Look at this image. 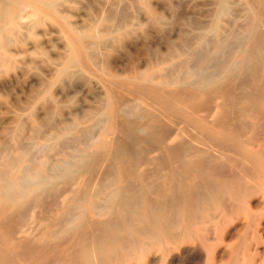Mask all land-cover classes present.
Returning <instances> with one entry per match:
<instances>
[{"label": "bare ground", "instance_id": "1", "mask_svg": "<svg viewBox=\"0 0 264 264\" xmlns=\"http://www.w3.org/2000/svg\"><path fill=\"white\" fill-rule=\"evenodd\" d=\"M124 1L111 19L97 10L80 25L69 15L74 0H0V43L47 21L65 47L55 78L96 79L104 89L101 106L85 112L91 125L66 121L57 131L60 139L88 141L80 152L49 161L46 144L18 139L7 148L0 264H264V0H239L243 22L233 27L232 19L226 31L221 19L236 4L212 1L204 31L122 75L103 61L114 47L144 37L129 3L158 24L167 20L151 0ZM167 55L172 63L160 67Z\"/></svg>", "mask_w": 264, "mask_h": 264}, {"label": "rangeland", "instance_id": "2", "mask_svg": "<svg viewBox=\"0 0 264 264\" xmlns=\"http://www.w3.org/2000/svg\"><path fill=\"white\" fill-rule=\"evenodd\" d=\"M74 1H75V3L72 0L73 4H70V5L72 8L75 7L76 9L74 8L72 10V8H71L72 12H70L69 15L71 16L70 19L73 18L72 19L73 22L74 21L77 23L79 22L80 25H82L83 23L84 24L87 23V21H89L90 17H92V18L96 17L95 13L97 15V12L102 18L105 14L107 19L109 16H111V17H109V19H111L113 16L116 15V13H118V11H116V10H118L117 9L118 7H120V9H121L123 6H125L124 0H117V2H116V0H99L100 2L98 0L97 1L95 0L96 2L94 0H77V2H78L77 4H76V0H74ZM92 1H94V2H92ZM103 1L104 2L106 1V2L104 3ZM209 1L210 0H188V1L187 0H151L150 4L152 5V8L156 12H158V13L161 12V14L165 15L164 21L167 19L166 22H162L160 24L151 20L150 15L148 13L143 12L140 14V12H139L140 8L135 9L137 5L140 6V3H137V1H135L136 2V3H134V4H136L135 7L132 4L133 2L129 3L131 5L130 6L128 5V6L131 8H128L127 11L131 10L129 12V15L132 13V16L135 15L136 17L135 16H133V17H135L138 22H140V23L142 22L141 24L143 25V29L145 32V33H143L144 37L141 36V38L139 37L138 39L134 40L135 43L132 41V42L128 43V45H126L127 43H125V44L118 46L116 48L114 47L112 50L109 51L110 54L109 53L107 54V55H111L110 58H109V56L105 55V57H104L105 59L103 61V64L107 62L106 64H107L108 68L110 69V71L115 72V73H119L122 75L128 68L129 69L131 68L130 70H133V69L135 70V68H136L135 65H137V67H138V68H136V70L146 69L147 68L146 66L148 64L150 57H154L155 55L159 54V51H160V53H166L168 50H170L174 46L179 45L183 35L187 34L189 36H191V35L193 36V34H195L196 32L204 31V29L207 28V27H205V25L207 23H210L209 21H210L211 16L209 14H211V12H212V7H213L212 1H214V0H211L210 2ZM122 2H123V4H122ZM235 2L236 3H234V0H233V4H236V5H233L234 6L233 11H231L232 10V8H231L230 11L225 16L222 17L223 20L221 19L220 24L223 25V28L225 27L224 31H226V29L231 28L230 24H231L232 19H233V21H232L233 27H235L237 24L241 25V23L243 22L244 10H243V8L242 9L240 8V7H243V6H241L242 3L239 0H237ZM209 3H210V5H209ZM99 4H101V5H99ZM90 5L92 6L91 8L88 7ZM94 5H97V6H94ZM100 6H103V8L101 7L102 9H100ZM132 6H133V8H132ZM139 6H137V7H139ZM81 7L82 8L84 7V8L82 9ZM78 8L80 10H78ZM92 8L96 9L94 13H93L94 9H92ZM235 8L239 9V11ZM234 9L237 10V13L238 12H240V13L237 14L234 11ZM241 10H243V11H241ZM75 11H77V12H75ZM103 11H104V13H103ZM115 11H116V13H114ZM134 11L135 12L138 11V12L135 14ZM73 12L75 14L76 13L77 14L75 15ZM87 12H89V13H87ZM207 13H208V15H207ZM235 13L237 14V15H235L236 19H235V16L233 15ZM84 14H86V15L84 16ZM137 15H139V16H137ZM239 15L242 17H240ZM86 16H88V18ZM237 16H239L238 19H237ZM82 18H84L85 20ZM228 18H229V20L227 21L226 19H228ZM193 19H195V20H193ZM196 20H198L199 22L198 21L196 22ZM235 20H237V24H236ZM105 21H104V23H102L100 25L101 28H100V26H97L98 30L104 29L106 27V26H103V25L108 24V23H105ZM151 21H152V23H151ZM46 22H42L41 23L42 25L38 24L40 26H38L37 24L31 23L28 25L29 30H27L28 29V26H27V28H22L20 33H18L17 35L8 34V39H6L3 43H0V148L3 147L2 148L3 150L0 149L1 150V153H0V170H5L4 169V168H6L5 165L7 166V164H5L6 162L5 163L2 162V161H5L4 160L5 156H3V155L7 154L8 149L13 147V145L18 141V139H19L18 142H21L23 140L22 142H25V141L28 142L29 141L32 144H36V143L37 144H46L45 152L47 153V156H50V158H48L49 161L59 159V158L65 156L66 153H67V155H69L70 153L72 155V154H76V151L80 152L83 148L87 147L86 145H88L87 144L88 141L80 140V142L79 141L77 142V140L74 141V139H72L70 136H69L70 138L68 137L65 139H60V135H59L60 132L57 133V131H60V125L66 121L70 122V121L76 120V122H78L77 127H84V126L91 125L90 120H87L84 118L86 110L89 111V110L93 109L92 111H90V114H91V112L93 114V112L95 110V106L97 107L96 110L101 106V104H100L101 102H99V100L101 101L102 97L104 96V92H103L104 89H103V87H101L99 85V83L97 82L96 79H93V81L91 79L90 82L89 81L83 82V81L78 80L77 77L73 74L63 75V77L61 76L59 78H55L56 74L54 73L55 72L54 69H55V66L57 65V62H59L61 60V57H63L62 55H64V53H65V51H64L65 47H63L64 41H63V38H61L62 36H60L61 34L57 31L55 32V30H53V32H52V29L48 30L50 28L48 27V23H46ZM148 23H149V25H147ZM202 23H205V25L203 24L204 27L200 26ZM228 23H229V25H228ZM79 24H78V26H80ZM197 24H199V25H197ZM160 25H162L163 27ZM238 25L236 27H238ZM155 26H156V29H155ZM157 27H158V29H157ZM195 27H196V29H195ZM34 28L35 29L37 28L36 31ZM43 30H45L46 32H47V30H48V32L50 31L48 33L49 35L48 34L39 35V33L42 34L43 32H45ZM145 30H147V31H145ZM29 31H30V33H29ZM224 31L221 29V27L219 28L220 33L224 32ZM219 32H217L216 34L220 35ZM34 33H35V35H34ZM50 33H52L53 35ZM21 34H23L24 36ZM219 35H218V37H219ZM56 36L59 38V40H57L58 38H56ZM24 37H26L25 40H27V41L24 40ZM30 37H32V38H30ZM33 37L34 38L36 37L35 39L39 40V41H36L37 42L36 43L35 39H33ZM20 38H21V41H20ZM46 38H49V39L47 40ZM61 39H62V42H61ZM28 40H30L31 42L33 41L35 46L38 45L39 47L37 46L36 50H35V47L34 48L30 47V44H29L30 41H28ZM52 40L53 41L56 40V41L53 42ZM49 41H51V42L49 43ZM25 42H27V43H25ZM39 43H40V45H39ZM43 43L46 46H44ZM61 43H62V45H60ZM4 44H6L5 45L6 47H4ZM49 44H51V46ZM42 47H43V49H40ZM50 47H52V50ZM58 48H60V49H58ZM44 49H46V50H44ZM47 49L50 52H48ZM57 49L58 50L63 49V51L62 50L58 51ZM28 50H29V52H28ZM33 50H34V52H33ZM3 51H5L6 53H4ZM36 51H37V53H36ZM41 51H42L43 56L40 53ZM150 51H151V53H150ZM10 52H11V56H13V58L10 57ZM54 52L58 53V55L55 56ZM148 52H149V54H148ZM33 53H34V55H33ZM131 53H133V56ZM21 54H23V55H21ZM31 54H32V56H31ZM146 54H148V55H146ZM37 55H38V57H36ZM17 56H19V57H17ZM26 56H28L30 58H28ZM58 56H60V57H58ZM130 56H131V58H130ZM134 56L136 57V59H134ZM22 57H24L23 58L24 60L22 59ZM51 57H52V60H51ZM53 57H55L54 59H58V61L54 60ZM166 57H168L167 59H169V60L165 59L163 64L162 63L159 64L160 67L168 68V66L172 63V57L170 55L169 56L167 55ZM16 58H18L19 60ZM25 58H27V59H25ZM31 58H33L34 60ZM41 58H42V60H39ZM139 59H141V60H139ZM105 60H108L110 63L108 61L105 62ZM144 60H145V62H143ZM49 61H51V62H49ZM27 62H29V63H27ZM131 62H132V64H131ZM52 63L55 65H53ZM144 63H146V64H144ZM22 64H24V65H22ZM106 64H104V65L106 66ZM129 64H131V65L129 66ZM29 65L32 66V68H30ZM111 66H112V68H111ZM125 66H128V67L125 68ZM139 66H140V68H139ZM172 67L175 69L177 66H172ZM172 67H170L167 70L170 71L172 69ZM122 68H125V70ZM49 69L52 70L53 73L51 71H49ZM23 70H25V71H23ZM173 70H171V71H173ZM177 70L173 73L171 71L170 72L174 75L177 73ZM44 73L45 74L47 73V74L45 75ZM73 77H75V78H73ZM68 78H69V80H68ZM42 80H44V82ZM79 81H80V83H79ZM83 83L85 85H83ZM95 83L98 85H96ZM92 84H94L95 86ZM46 85H47V87H46ZM44 86L46 87L45 89H44ZM42 87H43V89H42ZM94 89L96 91H94ZM100 90H102V91H100ZM38 91L41 93H38ZM95 92H97V93H95ZM98 102H99V104H97ZM81 105H82V107H81ZM88 108H90V109H88ZM263 108H264V102H263ZM75 114L78 118L76 116H74ZM48 116H49V118H48ZM80 117H82V118L79 119ZM262 117H264V115ZM83 118L85 119V121ZM60 120H62V122ZM80 121H81V123H80ZM261 122H264V121L262 120ZM58 123H59V125H58ZM44 124L47 126H45ZM262 124H264V123H262ZM42 126H43V128H46V129H43ZM48 126L50 127V129H47ZM51 126H53V128L55 126L56 130L55 129L52 130ZM40 127L42 129H40ZM35 129L44 130L43 132L44 133L46 132V134H43L42 131H41V134L36 133L34 131L36 134H34V136H33L32 130H35ZM261 131L262 130H260L259 132H261ZM92 132L95 135L97 133V130L92 129ZM37 134H40L42 136L37 135ZM49 134H50L51 138L49 137ZM52 134H54V137ZM35 135H36V137L37 136L38 137L36 138ZM39 136H40V138L41 137L42 138L40 139ZM46 136H48V137H46ZM33 137H35V138H33ZM43 137L45 140H43ZM21 138H23V139H21ZM62 140H63V142H62ZM125 142L127 143L128 141L126 140ZM2 145H4V146H2ZM84 145H85V147H84ZM48 146H49V148H48ZM72 146H73V148H72ZM77 148H79V149H77ZM50 149H51V151H50ZM68 152H70V153L68 154ZM1 163H2V166H1ZM224 261H225V258L221 259L219 264H221V263L224 264L225 263ZM183 264H188V263L184 262Z\"/></svg>", "mask_w": 264, "mask_h": 264}]
</instances>
